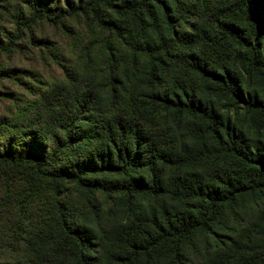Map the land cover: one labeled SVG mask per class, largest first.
<instances>
[{"label": "trees", "instance_id": "obj_1", "mask_svg": "<svg viewBox=\"0 0 264 264\" xmlns=\"http://www.w3.org/2000/svg\"><path fill=\"white\" fill-rule=\"evenodd\" d=\"M0 102V264H264V0H0Z\"/></svg>", "mask_w": 264, "mask_h": 264}, {"label": "rangeland", "instance_id": "obj_2", "mask_svg": "<svg viewBox=\"0 0 264 264\" xmlns=\"http://www.w3.org/2000/svg\"><path fill=\"white\" fill-rule=\"evenodd\" d=\"M43 36L49 42V44L51 43L53 49L57 50L59 54L63 55L66 53L67 41L60 30L44 26ZM41 53L31 50V52H29L25 58H18L12 63L20 71V73H18V76L22 77L25 74H32V78L26 85H23L20 88L15 87V90H17L22 99L30 97V88H34V90H41L44 88L45 84L51 82L52 80H56L61 76V67L51 63L46 55L43 54L40 56ZM24 80H21L23 84H25ZM32 80H36V82L41 83L37 84ZM28 87L30 88L27 89ZM7 104V102H0V115L6 113Z\"/></svg>", "mask_w": 264, "mask_h": 264}]
</instances>
